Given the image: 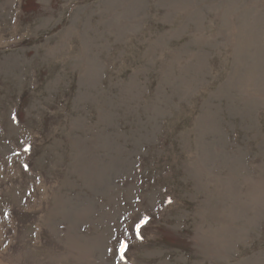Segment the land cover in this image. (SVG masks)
Segmentation results:
<instances>
[{
    "label": "rangeland",
    "instance_id": "374dc122",
    "mask_svg": "<svg viewBox=\"0 0 264 264\" xmlns=\"http://www.w3.org/2000/svg\"><path fill=\"white\" fill-rule=\"evenodd\" d=\"M100 1L0 0V264H264V0Z\"/></svg>",
    "mask_w": 264,
    "mask_h": 264
},
{
    "label": "bare ground",
    "instance_id": "6f19581e",
    "mask_svg": "<svg viewBox=\"0 0 264 264\" xmlns=\"http://www.w3.org/2000/svg\"><path fill=\"white\" fill-rule=\"evenodd\" d=\"M103 1L104 0H102L100 2L103 3ZM115 1H121V0H105V2L103 4L106 5V6H109V5H112V3H114Z\"/></svg>",
    "mask_w": 264,
    "mask_h": 264
}]
</instances>
